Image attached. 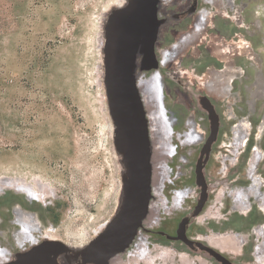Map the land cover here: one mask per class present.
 I'll list each match as a JSON object with an SVG mask.
<instances>
[{
  "label": "rangeland",
  "instance_id": "rangeland-1",
  "mask_svg": "<svg viewBox=\"0 0 264 264\" xmlns=\"http://www.w3.org/2000/svg\"><path fill=\"white\" fill-rule=\"evenodd\" d=\"M233 1L229 14L216 15L209 31L229 40L240 32L262 57L263 67L256 76L260 65L245 57L233 59L243 76L235 80L230 102L206 97L197 81L178 72L195 78L209 66L220 68L205 46L197 51L199 57L186 58L181 69H170L164 58L193 14L213 9L206 0L158 1L159 66L142 69L140 54L134 73L148 119L151 199L130 245L106 264H196L195 259L226 264L210 250L229 264H256L253 250L264 246V232L257 236L253 231L264 229V201L252 198L242 207L232 197L251 190L264 195V0ZM130 4L0 0V251L8 253L9 262L47 235L61 246L74 233H81L74 244L86 258L88 245L119 213L127 168L110 109L106 50L114 11ZM237 15L241 28L232 22ZM203 97L218 117L216 138L206 151L210 121L200 103ZM199 160L201 184L195 173ZM250 176L260 186L251 188ZM27 225L34 235L25 234ZM181 225L182 242L155 234H172ZM222 232L245 240L239 252L218 242ZM62 261L67 264L68 257Z\"/></svg>",
  "mask_w": 264,
  "mask_h": 264
},
{
  "label": "water",
  "instance_id": "water-1",
  "mask_svg": "<svg viewBox=\"0 0 264 264\" xmlns=\"http://www.w3.org/2000/svg\"><path fill=\"white\" fill-rule=\"evenodd\" d=\"M130 1L129 8L114 11L110 19L106 50V85L116 136L124 148L127 180L117 217L87 247L86 258L92 264H106L109 258L130 245L151 199L148 119L134 73L135 62L140 54L142 69L150 70L159 66L155 54L160 25L157 17L159 0ZM202 99L207 101L206 105L201 101L200 103L207 111L210 121V134L203 150L206 151L216 138L218 117L209 100L206 97ZM201 169L199 160L195 173L196 181L200 184L203 182ZM204 200L205 198L203 203ZM201 208L202 206L198 207L195 213ZM176 233V238L182 239L179 227ZM60 251L61 247L57 242L44 241L25 253L17 254L14 260L6 264H60L56 260ZM210 255L216 259L217 256L214 255H218L229 264L224 257L212 250Z\"/></svg>",
  "mask_w": 264,
  "mask_h": 264
},
{
  "label": "bare ground",
  "instance_id": "bare-ground-1",
  "mask_svg": "<svg viewBox=\"0 0 264 264\" xmlns=\"http://www.w3.org/2000/svg\"><path fill=\"white\" fill-rule=\"evenodd\" d=\"M206 2L213 9V12H208L207 9H202V10H200V12H197V13L193 14L194 15L193 16V20L187 26L186 30L182 31L180 33H177V35L175 36L174 43L171 44L170 46H168L165 49L164 58H165V60H170V62H168V64H166V66L169 67L170 69H178V68L181 69L182 64L184 63V60L186 58H188V57H192V58L199 57L198 54H197V51L200 49V47L205 46V49L207 50V52L210 53V55L214 59H216L218 62L221 63V67L220 68H217V67H214V66H209V67H207V69H205L203 71V73L201 75H199L198 77L195 76V78L192 76L191 73H188V72H185V71H181V70L180 71L178 70V72L180 73V76L182 78H184V79H186V80H188L190 82H192L194 80L197 81V84H198V88L197 89H198V91H200L203 94H205L206 97L215 99L217 101H226V100H228V102H230L231 99H232V94L231 93H232L233 84H234L235 80H238V79H240L243 76L242 75V73H243L242 69L236 66V63L233 61V59L236 58V57H245V58L249 59L250 61H252L254 64L260 65L262 57L260 58L255 53V51H254L253 47L251 46V44L248 43L246 41V39H244L243 35L240 32L239 33L238 32L235 33V36H234L235 39L229 40L223 34H221L220 32H218L216 30H215V32H212V33L209 31V29L213 27V23H214L216 15L227 16L229 14L230 9H232V7L234 6V1L233 0H206ZM236 9L237 8H234L233 10L235 12H237ZM239 10H240V8H239ZM240 17H241L240 15H237V16L233 17L232 18V22L237 27L241 28V27H243V24H242V20H241ZM206 19H208V23L205 24L204 22H205ZM203 23L205 25H203ZM263 42H264V40H263ZM185 43H187V46H186ZM184 46L187 47V49L185 48L186 50L184 49ZM182 48H183V53H182ZM184 50H185V52H184ZM262 67H263L262 65L258 66V73L256 74V76L258 74H260L259 72L262 69ZM257 84H258V82H257ZM163 90H165V89H163ZM178 95H179V93H178ZM201 103L206 105L207 102H206L205 99H203ZM239 125L237 124V126H239ZM190 126H191V124H190ZM242 126L240 128H243ZM260 130H261V128H260ZM239 131H240V129H239ZM258 134L261 135L260 132H258ZM236 147H239V144ZM233 151H234V149H233ZM251 160H252V157H251ZM154 171H156V170H154ZM153 173L154 172L152 171L151 172V174H152L151 176H153ZM174 176H176V175H174ZM158 178H159V175H158V177L155 180H158ZM250 179H251V176H250ZM164 181H165V179H164ZM251 181H252L251 188L253 186L254 187L258 186V185L260 186V184H259V182L257 180L251 179ZM177 196L178 195L176 194L175 197H177ZM231 196H233V195H231ZM232 198H233V202L235 204L239 203V205L242 206V207H244L242 205L243 201H247V200L249 201L252 198H254L256 202H261L262 203L264 201V195L259 197L258 194H255V192L253 190H251L249 192H246V193H238V192H236V194ZM203 199H204V196L200 199V201L198 203V207L202 206ZM172 203H173V200H172ZM175 205H177V204H175ZM242 207H241V209L243 210ZM150 208H149V211H150ZM234 209H235V207H234V205H232V210H234ZM26 218L28 220V217H26ZM19 220H20V218H19ZM31 222H32V220H31ZM17 224H19L18 226H20V223L17 222ZM24 224L25 223H23V225ZM21 225H22V223H21ZM31 225H32V223H31ZM31 225H27V227H24L25 228V234H30L31 233V234L34 235V233H35L34 230L35 229L33 228L34 229L33 230L32 229L33 225L32 226ZM179 231H180V234H181L182 233V225L179 227ZM36 232H37V230H36ZM263 232H264V229L253 231V233L255 235H257V236H260ZM21 233H22V231H21ZM227 235H228V233H227ZM227 235H221V236L219 235L220 238H219L218 242L221 241V243L223 244V246L225 248H228L230 250L239 252L240 248L242 247V245H244L245 240L244 239L243 240L242 239H240V240L238 239L237 240V238H235L234 236L231 237V235L230 236L229 235L227 236ZM20 236H18V237H20ZM78 239L79 240L82 239L81 233L80 234L79 233H74L73 239H71L70 241H66L65 240L67 245H65L64 243L63 244L61 243L62 244L60 246L61 247V251H60L59 255L56 258L58 263H60V262L63 263L62 260H64L65 257H68L67 264H89V261H87L88 258H84V251L81 252V248L80 247H76L75 244H74L75 240H78ZM44 240L45 241H54V240L59 241V239H52V238L50 239L48 235H47V237ZM23 242L26 243V240H24ZM214 242H215V239H214ZM58 243H60V242H58ZM78 244L80 245V243H78ZM78 244H77V246H79ZM217 246H219V245H217ZM220 247H222V246L220 245ZM215 256H217V255H215ZM253 256L255 258V263L256 264H264V246L263 245L256 246L254 248V250H253ZM8 257H9L8 253L6 254V252L0 251V264L8 263L9 262V258ZM193 262L196 263V264H205V263L201 262V260L200 261L197 260V262H196V259ZM173 263H174V261H173ZM184 264H190V262H184Z\"/></svg>",
  "mask_w": 264,
  "mask_h": 264
},
{
  "label": "flooded vegetation",
  "instance_id": "flooded-vegetation-1",
  "mask_svg": "<svg viewBox=\"0 0 264 264\" xmlns=\"http://www.w3.org/2000/svg\"><path fill=\"white\" fill-rule=\"evenodd\" d=\"M157 50V52H158V49H156ZM156 50H155V52H156ZM156 54V53H155ZM140 64H142V63H140ZM158 64H159V61H158ZM176 231L177 230H175V232L174 233H172V234H167L166 232H162V231H157L155 234L158 236V237H163V239H166V240H171V241H180V242H182L180 239H177L176 237H177V233H176Z\"/></svg>",
  "mask_w": 264,
  "mask_h": 264
}]
</instances>
